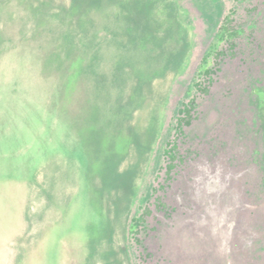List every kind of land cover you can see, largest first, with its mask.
Returning <instances> with one entry per match:
<instances>
[{
  "label": "rangeland",
  "instance_id": "obj_1",
  "mask_svg": "<svg viewBox=\"0 0 264 264\" xmlns=\"http://www.w3.org/2000/svg\"><path fill=\"white\" fill-rule=\"evenodd\" d=\"M170 1L0 0V264H264V0Z\"/></svg>",
  "mask_w": 264,
  "mask_h": 264
},
{
  "label": "trees",
  "instance_id": "obj_2",
  "mask_svg": "<svg viewBox=\"0 0 264 264\" xmlns=\"http://www.w3.org/2000/svg\"><path fill=\"white\" fill-rule=\"evenodd\" d=\"M167 4H168L169 8H170L172 11L175 12L174 18L177 20V10H178V8H177L176 3L173 2V1L168 0ZM179 27H180V25H179V23L177 22V29H178V30H179ZM177 51H178V50H177ZM179 54H180V55H179ZM178 55H179V57H182V50H180V52L178 51V52L174 53L172 56H173V58H176V57H178Z\"/></svg>",
  "mask_w": 264,
  "mask_h": 264
}]
</instances>
